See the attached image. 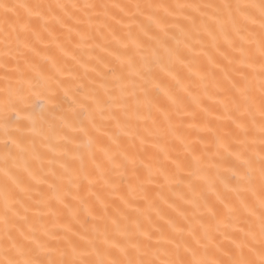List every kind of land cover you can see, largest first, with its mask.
<instances>
[{"label":"snow or ice","instance_id":"6c2138e0","mask_svg":"<svg viewBox=\"0 0 264 264\" xmlns=\"http://www.w3.org/2000/svg\"><path fill=\"white\" fill-rule=\"evenodd\" d=\"M0 73V264H264V0H0ZM184 180L191 215L149 195Z\"/></svg>","mask_w":264,"mask_h":264},{"label":"bare ground","instance_id":"6f19581e","mask_svg":"<svg viewBox=\"0 0 264 264\" xmlns=\"http://www.w3.org/2000/svg\"><path fill=\"white\" fill-rule=\"evenodd\" d=\"M9 3H25V4H31V3H36V2H45V3H65V4H72V3H79V4H85V3H95V4H113V3H121V4H134V3H151V2H164V3H177V2H198V3H203V2H208V0H8ZM21 13H23V10H21ZM123 23L127 24V21H124ZM103 24V19L101 20H93L92 21V25H93V31H96L97 27L102 26ZM87 29V23H85L84 27L82 30H86ZM116 31L118 35H123V32L126 31V29H122L120 26H116ZM100 38L94 42H90V43H99L101 46L107 45V47L109 48V50H115L117 49L119 46L115 43V41L112 40V37L108 34V29H104L103 32H101L100 34ZM78 39V38H77ZM52 53L55 54L57 57L60 56L58 50H56L55 48H53ZM196 51H199V49L197 48ZM78 56H80L82 58V61H89V57H100L103 58L104 60H112L111 57H108L107 54L101 50L100 47H95V48H89L88 44H85L82 48V50H79L76 53ZM119 54H124L121 50V52ZM131 54V53H128ZM140 55H145V56H150V50L147 49V46L145 47V50L142 51L141 53L137 54V58H139ZM202 63H206V61L203 60V58H201ZM63 63V61H62ZM113 63H115V61L113 60ZM96 64L95 60H92L89 63V67H92L93 65ZM69 67L72 66V62L70 61V59H68V65ZM154 69H155V65H153ZM177 71H181V75H186V73L184 71H182L179 66L177 67ZM76 72L79 73V75L81 77H83L84 75V69L82 68H77ZM156 73L158 76H163L162 73H159V70L156 69ZM0 75H2V73H0ZM109 75H111L109 73ZM95 76L94 73H90L86 78L83 79V82L85 84H87L90 80L93 79V77ZM81 81H76V82H72L70 80H68L65 77V84L62 86V88H68L70 89L69 95H77V96H81L82 93L80 92H75V87L76 84L80 83ZM167 82V81H166ZM100 81L97 79L95 81V84L92 85L91 87H97L99 86ZM185 83L187 84H191L192 82L185 80ZM197 84H193L192 86L196 88L197 92H199V94L202 97V107H207L209 108V113L206 115L205 113L199 112V109H196V111L198 112V119L203 123L205 120H210L213 123H215V117L220 115V113L222 112V109L219 107V105H217L215 103V100L217 99V97L214 95V89L209 86L208 88V92H209V96H203L202 91L197 87ZM90 88H86L83 91L84 92H88L91 90ZM109 87H112L111 84H109ZM102 91V90H101ZM155 95V93H154ZM60 102L63 104V108L66 110L68 108V104L67 102H65L63 100V91L60 92V96H59ZM60 114V108L55 109L54 112L50 113V118L51 117H57V126H60L62 121L58 118ZM186 123H191V120L186 121ZM190 139H195V132L192 131L190 137ZM4 140V136L2 134V132H0V144L3 143ZM37 144L39 146V139L37 140ZM179 147V146H177ZM197 147H200L199 145ZM214 151V149H213ZM47 169H45L46 171ZM188 181L184 180L182 183L180 184H175L173 183L171 186H165L162 189L157 187V184L154 183L152 185L149 186V195L150 197H156L157 193H161L163 195L164 198L168 199L169 202L175 201L178 205H182L183 207L189 208V206L184 205L183 201L179 200L178 197L182 194L187 193V185ZM44 189H46V185L42 186ZM214 199V197H212ZM116 204H119V201L115 202ZM140 207H144L145 205L143 204V202H141L139 205ZM38 209L33 208L30 212H29V216L31 217L35 212H37ZM44 212H46V209H43ZM170 215L175 216V213H171V211L169 210ZM189 215H191V209L189 208ZM66 222L64 219L58 221V223H64ZM40 223H44L46 224L49 228H51L53 226V220L51 217L45 216L44 219L42 221H40Z\"/></svg>","mask_w":264,"mask_h":264}]
</instances>
